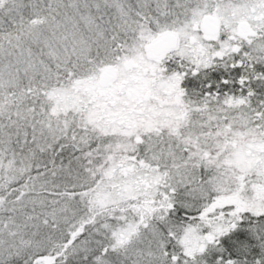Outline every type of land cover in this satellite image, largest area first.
I'll list each match as a JSON object with an SVG mask.
<instances>
[{
  "label": "snow or ice",
  "instance_id": "obj_1",
  "mask_svg": "<svg viewBox=\"0 0 264 264\" xmlns=\"http://www.w3.org/2000/svg\"><path fill=\"white\" fill-rule=\"evenodd\" d=\"M0 264H264V0H0Z\"/></svg>",
  "mask_w": 264,
  "mask_h": 264
}]
</instances>
